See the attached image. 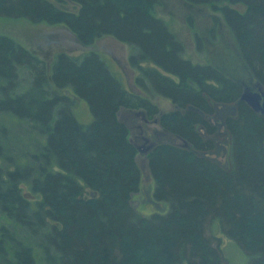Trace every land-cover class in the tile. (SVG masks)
I'll list each match as a JSON object with an SVG mask.
<instances>
[{
    "label": "trees",
    "instance_id": "1",
    "mask_svg": "<svg viewBox=\"0 0 264 264\" xmlns=\"http://www.w3.org/2000/svg\"><path fill=\"white\" fill-rule=\"evenodd\" d=\"M59 1L74 8L0 0V16L62 25L91 49L45 58L0 34V264H228L214 225L248 264H264V115L240 101L243 78L207 59L222 23L236 64L264 88V0H184L222 19L202 32L188 18L199 62L154 13L161 0ZM104 37L128 46L141 94L92 49ZM157 96L174 105L161 125L190 148L164 144L148 155L154 209L144 215L132 203L136 148L118 114L142 108L153 117ZM75 99L87 102L91 124L77 119ZM217 105L234 107L223 122L227 166L205 156L215 142L202 131L216 132L208 118Z\"/></svg>",
    "mask_w": 264,
    "mask_h": 264
},
{
    "label": "rangeland",
    "instance_id": "2",
    "mask_svg": "<svg viewBox=\"0 0 264 264\" xmlns=\"http://www.w3.org/2000/svg\"><path fill=\"white\" fill-rule=\"evenodd\" d=\"M52 1L57 2L58 5L67 9L74 8V5L71 2L65 3L59 0ZM154 13L169 22L173 31L184 41L187 50V58L191 59L193 62L204 60L203 57L200 58L195 52L188 25V18H191L192 23L198 30L204 32L211 27L212 18L217 17L220 22L222 21L219 13H215L205 6H191L184 0H161V4L155 8ZM223 26L221 23V29L219 32L220 37L217 43H214L213 45L207 44V59L218 63L237 77L243 78L245 82L248 83L246 87L256 91V85L248 82L249 80L244 69H240L236 64L235 60L237 54L233 40L228 30H226V28L223 29ZM0 34L16 39L25 47L36 51L40 56L45 58L54 57L55 54L60 51H65L77 56L88 53L91 50L89 47L82 45L77 38L62 25L32 23L23 18L0 16ZM92 49L103 55L113 73L122 81L126 89L141 94L134 82L138 71L135 69L132 70L128 65L127 58L129 55V48L127 45H124L111 37H104L98 40ZM152 102L158 106L159 112L154 115L156 118H159L160 113H169L174 109V105L170 100L164 97L157 96L152 99ZM73 108L74 114L82 124H91L93 121V115L85 100L75 99ZM141 109L138 111L143 112L144 110ZM120 117L123 122L132 126L130 112L122 110ZM218 122L221 125L220 132H224L222 128V118L219 119ZM129 126H127L129 130L128 139L129 141H132V145L136 148L135 161L141 170V176L138 180V188L132 195V203L134 207L144 215H148L154 209L152 202L155 179L149 169L148 156L139 153V148L136 146L137 144L134 143L135 138L133 134H131V131H134L135 129ZM176 142L177 144H182V141L180 140ZM138 144L142 145L141 141H139ZM228 150V142L224 137L218 139L217 148L206 155L227 166ZM93 194V191L89 189L87 190V196L90 197ZM210 233L211 235L213 234L212 236L216 239L220 240L219 244L228 264H248L249 256L236 242L230 240L229 237L222 233L218 225H214L213 228L211 227Z\"/></svg>",
    "mask_w": 264,
    "mask_h": 264
},
{
    "label": "flooded vegetation",
    "instance_id": "3",
    "mask_svg": "<svg viewBox=\"0 0 264 264\" xmlns=\"http://www.w3.org/2000/svg\"><path fill=\"white\" fill-rule=\"evenodd\" d=\"M127 61H128V58H127ZM129 67L133 70V68L130 65ZM140 109L141 108H138V109L137 108H122L118 114V118H119V121L125 124L127 127L129 125H127L125 122L121 120L120 115H121L122 110H126L130 112V119L132 120V126H129V127L135 129L134 131L133 130L131 131V134H133L135 138L134 143L137 144L136 146L141 151L147 152L146 154L145 153H141V154L148 156L159 145H164V144H171V145L180 146V147L187 148V149L190 148L188 144L185 146L184 142H182V144H179V143L177 144L176 141L180 140L179 137L175 136L174 134H171L161 125L160 119L163 113H160L159 118H156V116L150 117L145 111L143 112L138 111ZM233 114H234V107L230 105V106H225V107H218V109L216 110V114L212 118H208V121L212 124V126H215L217 130L212 135H208L207 130L204 129V133L202 131V134L204 138L211 139L215 142V148H217L218 146V139L224 138V137L226 138L228 142V146H229V137H228V133H227V130L225 129L223 122H224V119H226V117L231 116ZM221 118H222V128L224 132H220L221 125L219 124L218 121ZM199 130L201 131L200 128ZM139 141H141L142 145L138 144ZM151 145H154L152 149H150ZM206 154L205 156L207 157ZM228 155H229V150H228ZM227 162H229V156H228Z\"/></svg>",
    "mask_w": 264,
    "mask_h": 264
},
{
    "label": "water",
    "instance_id": "4",
    "mask_svg": "<svg viewBox=\"0 0 264 264\" xmlns=\"http://www.w3.org/2000/svg\"><path fill=\"white\" fill-rule=\"evenodd\" d=\"M256 91L245 87L241 96L240 101L245 102L254 112L264 115V88L260 84H256ZM227 105H223L225 107ZM130 142H132L130 140ZM185 146L187 145V142L185 141ZM154 147V145H151V148ZM139 153H147L143 152L140 149H138Z\"/></svg>",
    "mask_w": 264,
    "mask_h": 264
},
{
    "label": "bare ground",
    "instance_id": "5",
    "mask_svg": "<svg viewBox=\"0 0 264 264\" xmlns=\"http://www.w3.org/2000/svg\"><path fill=\"white\" fill-rule=\"evenodd\" d=\"M133 91V90H132ZM228 106V105H227ZM218 107H223V105H217V107H216V110L218 109ZM207 157H208V155H207ZM210 158V157H209Z\"/></svg>",
    "mask_w": 264,
    "mask_h": 264
}]
</instances>
